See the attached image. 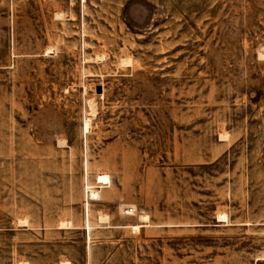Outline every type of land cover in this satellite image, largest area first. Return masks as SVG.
I'll return each instance as SVG.
<instances>
[{
    "label": "rangeland",
    "instance_id": "374dc122",
    "mask_svg": "<svg viewBox=\"0 0 264 264\" xmlns=\"http://www.w3.org/2000/svg\"><path fill=\"white\" fill-rule=\"evenodd\" d=\"M0 264H264V0H0Z\"/></svg>",
    "mask_w": 264,
    "mask_h": 264
},
{
    "label": "bare ground",
    "instance_id": "6f19581e",
    "mask_svg": "<svg viewBox=\"0 0 264 264\" xmlns=\"http://www.w3.org/2000/svg\"><path fill=\"white\" fill-rule=\"evenodd\" d=\"M90 107H91V111L90 112H94V105H92V103L90 104ZM89 119L85 122V131H87L88 129H89V126H90V124H89ZM98 181L100 182V183H104V182H107V180H106V177L105 176H103V175H99L98 177ZM90 196L93 198V199H98L99 198V192L98 191H90ZM143 219H147V217L146 216H144L143 217Z\"/></svg>",
    "mask_w": 264,
    "mask_h": 264
},
{
    "label": "built area",
    "instance_id": "2783aa9c",
    "mask_svg": "<svg viewBox=\"0 0 264 264\" xmlns=\"http://www.w3.org/2000/svg\"><path fill=\"white\" fill-rule=\"evenodd\" d=\"M126 213H127L128 215H132V214L135 213V209H134L133 207H129V208L127 209Z\"/></svg>",
    "mask_w": 264,
    "mask_h": 264
}]
</instances>
